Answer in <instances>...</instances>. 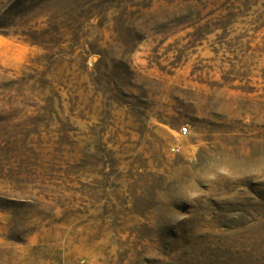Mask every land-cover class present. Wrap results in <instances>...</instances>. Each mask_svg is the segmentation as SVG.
<instances>
[{
	"label": "rangeland",
	"instance_id": "374dc122",
	"mask_svg": "<svg viewBox=\"0 0 264 264\" xmlns=\"http://www.w3.org/2000/svg\"><path fill=\"white\" fill-rule=\"evenodd\" d=\"M0 264H264V0H0Z\"/></svg>",
	"mask_w": 264,
	"mask_h": 264
},
{
	"label": "built area",
	"instance_id": "2783aa9c",
	"mask_svg": "<svg viewBox=\"0 0 264 264\" xmlns=\"http://www.w3.org/2000/svg\"><path fill=\"white\" fill-rule=\"evenodd\" d=\"M189 131V126L188 125H185V126H182L180 129H179V134H180V137L183 138L187 135ZM171 150L173 152H179L181 150V146L179 143H176L174 144L172 147H171Z\"/></svg>",
	"mask_w": 264,
	"mask_h": 264
}]
</instances>
